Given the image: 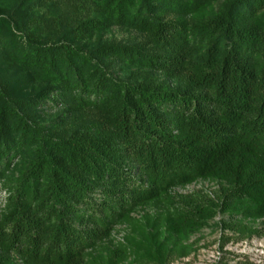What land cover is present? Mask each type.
I'll use <instances>...</instances> for the list:
<instances>
[{"label": "trees", "instance_id": "obj_1", "mask_svg": "<svg viewBox=\"0 0 264 264\" xmlns=\"http://www.w3.org/2000/svg\"><path fill=\"white\" fill-rule=\"evenodd\" d=\"M198 180L214 199L174 193ZM0 190V264H171L219 213L259 233L264 0H0Z\"/></svg>", "mask_w": 264, "mask_h": 264}, {"label": "rangeland", "instance_id": "obj_2", "mask_svg": "<svg viewBox=\"0 0 264 264\" xmlns=\"http://www.w3.org/2000/svg\"><path fill=\"white\" fill-rule=\"evenodd\" d=\"M130 36H132L131 33L118 27L103 33L104 39L127 40ZM2 73L14 79L25 74L18 65L10 63L3 66ZM219 187L220 184L217 181L198 180L175 188L174 193L183 196L194 194L199 198L214 199ZM3 197L4 192L0 190V208L4 206ZM157 212L158 210L154 207L141 208L133 216L142 219L147 214L155 215ZM229 219V214L219 213L210 220L211 226L192 233L187 240L182 241L189 255H176L171 260V264H264V218L257 221H243L244 225L258 229L259 233L253 236H250L249 232L243 235L238 230L227 228L225 225L229 223ZM127 231V225L117 226L112 242H107L106 245L115 248L123 240ZM123 264L137 263L129 258Z\"/></svg>", "mask_w": 264, "mask_h": 264}, {"label": "built area", "instance_id": "obj_3", "mask_svg": "<svg viewBox=\"0 0 264 264\" xmlns=\"http://www.w3.org/2000/svg\"><path fill=\"white\" fill-rule=\"evenodd\" d=\"M4 196H5V193H4Z\"/></svg>", "mask_w": 264, "mask_h": 264}]
</instances>
